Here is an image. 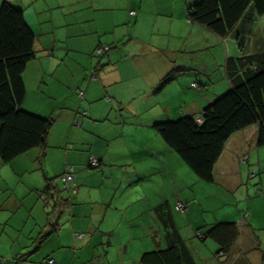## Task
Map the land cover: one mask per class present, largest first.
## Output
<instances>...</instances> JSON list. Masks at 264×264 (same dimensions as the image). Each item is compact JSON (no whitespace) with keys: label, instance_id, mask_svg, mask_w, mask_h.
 <instances>
[{"label":"crops","instance_id":"obj_1","mask_svg":"<svg viewBox=\"0 0 264 264\" xmlns=\"http://www.w3.org/2000/svg\"><path fill=\"white\" fill-rule=\"evenodd\" d=\"M6 1L23 10L35 35L22 109L53 124L44 149L9 164L0 160V227L16 220L29 229L13 239L19 247L9 248L0 231V259L140 264L144 253L182 240L194 264H264V146H257V126L228 139L211 183L199 180L153 129L198 117L230 90L226 62L264 52V16L250 7L222 38L188 19L200 0ZM52 8L60 16L49 17ZM105 46L101 58L93 55ZM67 167L75 187L63 192ZM177 203L187 206L184 214ZM218 223L238 229L228 257L216 256L211 239L196 238Z\"/></svg>","mask_w":264,"mask_h":264},{"label":"trees","instance_id":"obj_2","mask_svg":"<svg viewBox=\"0 0 264 264\" xmlns=\"http://www.w3.org/2000/svg\"><path fill=\"white\" fill-rule=\"evenodd\" d=\"M250 7L258 16H264V0H200L187 10V17L224 38ZM34 42L35 35L24 19L23 10L4 0L0 4V160L3 164L34 148L44 149L53 124L51 118L22 109L25 98L22 75L36 56ZM98 48L93 53L97 58L109 51L97 55ZM226 74L230 90L207 105L198 117H183L153 126L166 146L206 183L212 182L214 166L233 134L256 125L257 146H264V52L230 58L226 62ZM170 78L171 75L166 77L164 83ZM197 118L201 124L196 123ZM49 189L48 185L46 191ZM202 236L218 245L216 256L228 257L238 238V229L235 223H218ZM0 264L11 263L0 259ZM140 264L194 263L185 243L176 240L163 250L144 253Z\"/></svg>","mask_w":264,"mask_h":264},{"label":"built area","instance_id":"obj_3","mask_svg":"<svg viewBox=\"0 0 264 264\" xmlns=\"http://www.w3.org/2000/svg\"><path fill=\"white\" fill-rule=\"evenodd\" d=\"M130 15H134V12L129 13ZM108 47H100L97 49L96 54L97 55H102L108 51ZM192 87L196 88V85H192ZM80 96L82 97V93H80ZM196 123L201 124V119L197 118ZM90 166L91 167H98V161L94 158L90 159ZM254 174L251 173L250 177H253ZM61 181V188L65 192H69L75 187V181H74V172H73V167H67L65 172L61 175L60 177ZM186 205L183 203H177L175 205V210L179 212L180 214H184L186 211ZM199 240H203V236L200 234L196 235ZM82 235H77V239H80ZM44 264H56V262L53 259L47 260Z\"/></svg>","mask_w":264,"mask_h":264},{"label":"rangeland","instance_id":"obj_4","mask_svg":"<svg viewBox=\"0 0 264 264\" xmlns=\"http://www.w3.org/2000/svg\"><path fill=\"white\" fill-rule=\"evenodd\" d=\"M47 1H50V0H47ZM54 1V0H53ZM50 5L51 6H53V4L50 2ZM252 6V5H251ZM54 8V7H53ZM50 9V10H47L46 11V14L47 15H49V17H50V14H53L54 16H56V15H59L60 16V14H61V10L59 9V8H56V9ZM248 13V12H247ZM64 192V191H63ZM208 215V214H207ZM204 216H206V214L204 215ZM61 222L63 221V219H61L60 220ZM24 222V221H23ZM29 225H30V222L28 223ZM20 227V224L19 225H17V223H16V220H13V221H11V223L8 225V227H5V228H3V227H0V231H2V233H4V236L5 237H7V238H4V237H2V241H10V243H8L7 244V248H9L10 246H12V245H15L16 247H19V244L18 243H15L14 241H13V239H16L17 237H21L22 238V236L24 235V237H27V232H28V227L27 228H19ZM32 234V233H31ZM33 235H34V233H33ZM34 236H36V233H35V235ZM28 243H31V241H28L27 242V244ZM209 243H210V241H209ZM1 246H3V245H1ZM3 248V247H2ZM25 253V252H24ZM23 253V254H24ZM22 254V253H21ZM212 256V255H211ZM1 257H2V255H1ZM14 258H18L19 256H13ZM32 257H34V256H32ZM3 258V257H2ZM10 260H11V258H10ZM18 261V262H17ZM16 261V263L15 264H19V260H17ZM94 261H97L96 260V258L94 259ZM14 263H12V264H14ZM24 263V262H23ZM95 262H93V261H91V264H94ZM200 264H205L203 261L202 262H200Z\"/></svg>","mask_w":264,"mask_h":264},{"label":"water","instance_id":"obj_5","mask_svg":"<svg viewBox=\"0 0 264 264\" xmlns=\"http://www.w3.org/2000/svg\"><path fill=\"white\" fill-rule=\"evenodd\" d=\"M53 195V194H52ZM54 196V195H53Z\"/></svg>","mask_w":264,"mask_h":264}]
</instances>
